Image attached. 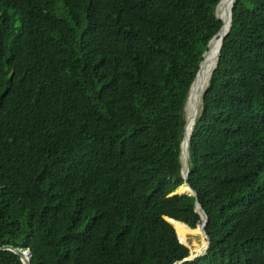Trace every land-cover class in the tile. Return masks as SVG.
Segmentation results:
<instances>
[{
	"label": "trees",
	"instance_id": "16d2710c",
	"mask_svg": "<svg viewBox=\"0 0 264 264\" xmlns=\"http://www.w3.org/2000/svg\"><path fill=\"white\" fill-rule=\"evenodd\" d=\"M218 1L0 0V247L30 264L190 253L195 196L173 193ZM186 182L211 244L181 264H264V0L234 2ZM0 264L24 263L2 249Z\"/></svg>",
	"mask_w": 264,
	"mask_h": 264
},
{
	"label": "water",
	"instance_id": "95a60500",
	"mask_svg": "<svg viewBox=\"0 0 264 264\" xmlns=\"http://www.w3.org/2000/svg\"><path fill=\"white\" fill-rule=\"evenodd\" d=\"M223 2H224V0H219L217 5H216V7H215V17H216V19L221 21V26H220L219 30L210 38V40L207 43V49L203 52V58L200 61L199 69H198V71L196 73V76H195L193 82L191 83V86H190V89H189V93H188V96H187V100H188L189 94H190V92L192 90L193 84H194L195 80L197 79V76H198V74L200 73V71H201V69L203 67V64L205 62V56L209 52V49L211 47V42L214 39V37L219 34L218 50H217V54H216L214 63H213V65L211 67V70L209 72L207 83H208V80H209L210 76L212 75L214 69L218 65L219 56H220V51H221V47H222V44H223V40H224L225 36L228 34V32L230 30V27H231L232 18H233V6H234L235 0H230V7H229V11L227 13V18H226L225 21H223L218 16V10L222 6ZM207 83H206V85H207ZM206 85H205V87H206ZM205 87H204V89H205ZM204 89L199 92V101L200 102H199V104L197 102L195 104V111H194L193 116H192V126H191V130H190L189 133H186V130H185L186 129V123H187V120H188L187 116H186V103H187V100H186L185 107H184L185 118H184V123H183V137H182V141H181V144H180V148L181 149H180V155H179L180 162H181V173H182V176H183V178L185 180L184 183H187L186 180H187L188 173H189V142H190V136H191L192 131H193L195 118H196L197 113L199 111V107H200V103H201V99H202V93H203ZM189 187L191 189L189 192L175 195L174 198H176L177 196H181L183 194H191V195L195 196V210L199 214V220L197 222V226L200 225V235L205 238L206 243H205L204 246L200 247L199 251H195L194 253H189L186 257L182 258L181 260L175 261L173 264H181L183 262L194 260L195 258H197L200 255L204 254L208 250V248L210 247V244H211V238L206 233V230H205V227H206L207 222H208V216L205 213V211H204L203 207L201 206V204L199 203V199H198L196 191L190 185H189ZM164 218L168 222L171 223V221H170L171 218H168V217H164ZM177 237H178V235H177ZM178 240H179V242L181 244L186 245L185 243H183L180 240L179 237H178ZM2 249H7V250H10V251L16 253L17 255H19L21 261L24 264H30L31 252H30L29 249L22 250V249H19V248L10 246V245H6V246L0 247V250H2Z\"/></svg>",
	"mask_w": 264,
	"mask_h": 264
},
{
	"label": "bare ground",
	"instance_id": "6f19581e",
	"mask_svg": "<svg viewBox=\"0 0 264 264\" xmlns=\"http://www.w3.org/2000/svg\"><path fill=\"white\" fill-rule=\"evenodd\" d=\"M230 7V0H224L222 6L218 10V16L225 21L227 18V13L229 11ZM218 45H219V34L214 37V39L211 42V47L209 49V52L205 56V62L203 64V67L200 71V73L197 76V79L195 80L192 90L189 94L187 103H186V116H187V123H186V133H189L191 130L192 126V116L195 111V104L196 102L199 104V92L202 91L207 83V79L209 76V72L211 70V67L214 63L217 50H218ZM183 189L185 192L180 191V187L173 193V194H182L189 192L191 189L187 183H183ZM181 185V186H182ZM193 232H198L200 233V225L199 227L195 228L192 230ZM191 233V232H190ZM206 243V241H205ZM204 243V245H205ZM202 244V246H204ZM201 246V247H202ZM198 248V247H197ZM200 249V247H199ZM195 252V251H194ZM192 252V253H194Z\"/></svg>",
	"mask_w": 264,
	"mask_h": 264
},
{
	"label": "rangeland",
	"instance_id": "374dc122",
	"mask_svg": "<svg viewBox=\"0 0 264 264\" xmlns=\"http://www.w3.org/2000/svg\"><path fill=\"white\" fill-rule=\"evenodd\" d=\"M175 195H178V194H174V196ZM181 238L183 239V234ZM184 238L185 239L183 240H186L187 242L186 246L190 248V253L194 252L197 247L198 248L201 247L203 244V241L205 240V238L201 236L200 233L198 232L187 233Z\"/></svg>",
	"mask_w": 264,
	"mask_h": 264
}]
</instances>
